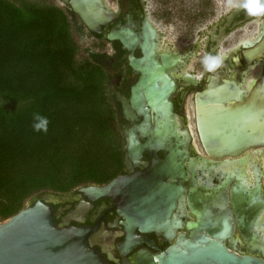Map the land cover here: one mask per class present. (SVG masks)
I'll return each mask as SVG.
<instances>
[{
  "label": "water",
  "instance_id": "obj_1",
  "mask_svg": "<svg viewBox=\"0 0 264 264\" xmlns=\"http://www.w3.org/2000/svg\"><path fill=\"white\" fill-rule=\"evenodd\" d=\"M60 1L69 6L90 32L101 33L102 27L111 20V11L103 0ZM105 36L108 40H120L123 48L129 51H133L138 42V36L125 28ZM251 45L254 46L243 52L245 61L264 58V39L242 43L243 47ZM142 50L141 58H135L131 53L126 64L141 74L131 87L130 99L121 93L116 96L127 119L132 120L135 115L143 117L140 123L124 127L126 168L131 171L132 166L139 165L144 150H151L155 155L151 167L144 173L119 175L105 184L81 187L78 193L89 201L105 196L119 198L120 224L125 231L122 242L117 245L121 254L141 243L153 246L139 232L156 231L170 242L155 256L138 252L134 264H264L258 257L239 255L226 247L224 241L232 239V222L227 215L212 213L205 204L202 208L190 205L196 220L185 224L189 234H177L176 230L184 223L181 214L174 210L184 192L181 181L185 176V148L190 137L189 130L181 126L180 119L173 112L169 97L176 84L168 72L177 67L180 58L165 54L161 55L159 63L153 40ZM257 64L264 67V61ZM255 89V98L242 105L232 104L234 97L228 93L222 95L226 91L222 85L210 83L207 89L196 94L197 131L209 155L215 158L235 156L247 148L264 144L263 124L253 122L264 104V72ZM139 133L146 137L144 142L139 140ZM159 150L165 153L163 159L157 156ZM249 200L239 199L237 202L236 222L243 227L247 218L245 213L249 209L252 211ZM59 202L54 194L46 193L44 198L33 200L0 222V264H111L99 250L90 246L88 235L91 229L56 224L51 205ZM83 210V205H79L68 214V219ZM254 237L252 234L251 238ZM248 250L264 257L261 248L256 250L251 245Z\"/></svg>",
  "mask_w": 264,
  "mask_h": 264
},
{
  "label": "flooded vegetation",
  "instance_id": "obj_2",
  "mask_svg": "<svg viewBox=\"0 0 264 264\" xmlns=\"http://www.w3.org/2000/svg\"><path fill=\"white\" fill-rule=\"evenodd\" d=\"M103 2L111 11V20L102 27L101 33L88 31L72 11L70 19L76 18L77 25H81L82 29L94 39L106 45L105 50L90 52L104 55L107 85L117 108V121L124 139L122 167L115 177L132 175L136 172L144 173L151 167L155 157L151 150H144L139 158V165L132 166L131 171L126 168L124 127L140 123L143 117L135 115L134 119H127L116 96L117 93H121L127 100L130 99L131 87L139 80L141 74L126 64L131 53L135 58H141L142 49L153 40L156 60L159 63H161V55L165 54L180 58L177 67L168 72L176 84L169 100L173 104L174 114L181 121V126L189 130L190 137L185 148L187 152L184 163L185 176L181 181L184 192L178 198L179 204L177 202L174 210L175 213L181 214L184 223L182 228L176 230L177 234H189L185 224L196 220L190 205L202 208L205 204L212 213L227 215L231 220L232 239L224 241L227 248L239 255H252L264 261V257L259 252L251 254L248 250L251 245L256 250L258 248L264 250V144L247 148L235 156L215 158L209 155L202 146L197 131L195 104L196 94L207 89L210 83L214 86L222 85L226 90L222 95L228 93L227 95L234 97L231 101L234 105H242L255 98L256 84L264 72V67L261 68L257 62H263L264 58L246 62L243 52L250 50L255 44L243 47L242 43L264 39V0H111L113 4L105 0ZM202 23H204L203 28L196 33L200 41L180 49L161 45L162 50H159L158 43L166 42L163 40V32L159 29V25L189 26L190 34L193 27ZM245 27L254 33L251 37L239 39V30ZM121 28L133 31L138 36L133 51L123 48L122 42L118 39L106 38V34ZM231 41L237 44L231 48L224 47V44ZM192 57H196V66L193 68L197 72L185 69L186 73L183 74L181 68L188 65ZM188 108L192 109L193 129L186 125L184 119L183 113ZM254 117L253 122H261L264 128V104L260 114ZM151 121L153 122V117ZM145 139L146 137L139 133V140L144 142ZM193 139L197 141H194V144H192ZM257 154L259 155L257 160L253 161L252 157ZM157 156L163 159L165 153L159 150ZM245 167L248 168L251 179H248ZM87 185L78 186L67 193L44 192L37 199L44 198L46 193L54 194L60 201L51 205L56 224L62 227L91 229L88 235L90 246L99 250L104 259L111 264H134L138 252L144 251L155 256L170 245L162 233L151 231L140 234L139 232V235L151 241L153 246L141 243L127 253L121 254L117 245L122 242L125 231L120 224L122 216L118 212L119 198L105 196L89 201L78 193L81 187ZM239 199H251L249 201L252 202V211L249 209L245 213L247 214L245 227L236 222ZM79 205H83L84 210L79 214H73L74 218L68 219V214ZM252 234H255L254 238H251Z\"/></svg>",
  "mask_w": 264,
  "mask_h": 264
},
{
  "label": "trees",
  "instance_id": "obj_3",
  "mask_svg": "<svg viewBox=\"0 0 264 264\" xmlns=\"http://www.w3.org/2000/svg\"><path fill=\"white\" fill-rule=\"evenodd\" d=\"M69 6L0 0V222L38 193L105 184L124 139L103 54L78 58Z\"/></svg>",
  "mask_w": 264,
  "mask_h": 264
},
{
  "label": "rangeland",
  "instance_id": "obj_4",
  "mask_svg": "<svg viewBox=\"0 0 264 264\" xmlns=\"http://www.w3.org/2000/svg\"><path fill=\"white\" fill-rule=\"evenodd\" d=\"M31 1H34V0H31ZM46 1H52L59 6L65 7V5L60 0H46ZM105 1L109 4H113L111 3V0H105ZM73 22L74 24H76L78 20L75 18L73 19ZM203 26H204V23L193 27L191 29L192 30L191 33L189 34V30L191 28L189 26L181 25L180 27H178V26H175L174 24H172L171 26H166V24L159 25V29L163 32V40L166 41L162 43V46L173 48V49H180L188 45H193L195 41H200V38L198 37L196 33H198L197 31L201 30ZM239 32H240L239 39L251 37L254 33L252 30H248L247 27L239 30ZM73 34H74L75 40L77 41L79 45V53H78L79 59H82L83 57H85L87 55V52L100 51V50L106 49L105 44H103L99 40L94 39L93 36L87 33L84 29H82L81 32L74 31ZM236 44L237 43L231 41L229 43L224 44V47L231 48V47H234ZM195 62H196V57H192L188 61V66L186 67V69L190 70L191 72L196 73L197 71L193 68L196 66ZM183 114L185 115L184 119L186 120V125H188L189 127H192L193 129L192 109L191 108L185 109V112ZM194 141L196 140L193 139L192 144H194ZM39 195L40 193L35 195L32 199L28 200L25 203V206L29 205L33 200L37 199Z\"/></svg>",
  "mask_w": 264,
  "mask_h": 264
},
{
  "label": "bare ground",
  "instance_id": "obj_5",
  "mask_svg": "<svg viewBox=\"0 0 264 264\" xmlns=\"http://www.w3.org/2000/svg\"><path fill=\"white\" fill-rule=\"evenodd\" d=\"M161 45H162V43H158V45H157L158 48H159V50H162V49H161ZM185 53H186V52H185ZM246 53H247V52H246ZM184 61H185V60H184ZM236 61L238 62V60H236ZM187 66H188V65H184V67L181 68V72H182L183 74L186 73V70H185V69H186ZM196 79H197V77H196ZM257 156H259V155H258V154H257V155H254V156L252 157V160H253V161H256V160H257ZM255 159H256V160H255ZM248 161L250 162V159H248ZM245 163H246V162H245ZM245 163H243V165H244ZM244 166H245V165H244ZM246 167H247V166H246ZM246 167H245V168H246ZM247 169H248V168H246V171H247V173H248V174H247V175H248V179H251V174L248 172Z\"/></svg>",
  "mask_w": 264,
  "mask_h": 264
}]
</instances>
